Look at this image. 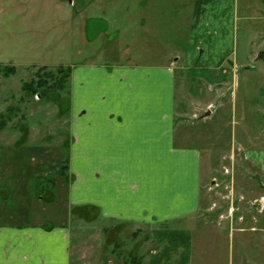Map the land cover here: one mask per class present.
<instances>
[{"label": "rangeland", "instance_id": "1", "mask_svg": "<svg viewBox=\"0 0 264 264\" xmlns=\"http://www.w3.org/2000/svg\"><path fill=\"white\" fill-rule=\"evenodd\" d=\"M195 3L0 0V69L15 68L9 77L0 75V115L6 121L0 129V190L9 194L5 201L0 200L1 223L6 217L14 218L15 223L66 222L71 233V264H147L150 247L145 227L104 221L92 209L69 207V176L54 173L69 156L70 78L68 88L49 97L57 103L44 97L36 100L21 86L41 67L53 71L60 65H150L163 62L168 53L181 57L182 66L192 38ZM236 15L234 49L224 65L225 72L205 71L196 64L193 69L179 70L178 66L174 70L176 110L184 118L178 135L205 151L203 169L206 165L211 168L212 182L206 186L210 198L214 201L231 191L229 208L234 209V219L241 218L242 226L231 225V232L226 223L210 224L207 232H201L203 226H195L192 264H212L207 263L210 258L215 264H230L231 256L232 264H238L237 256L243 254L238 247L263 244L258 232L237 231L248 227L250 217L241 203L252 214H262L264 209L252 202L264 195L243 201L244 197L238 196L241 191L233 189L227 177L236 182L251 146L264 143V59L254 57L264 54V0H236ZM206 104L212 109L202 118ZM9 109L13 111L9 113ZM26 130L30 134L27 139L21 136ZM39 159L43 165L38 164ZM224 169L227 176H223ZM34 174L41 177L35 179ZM54 180L57 185L53 187ZM24 182L31 185L25 193ZM252 189L256 192L258 186L253 184ZM48 194L52 202L47 201ZM253 194L258 192L250 196ZM223 204L226 206V201ZM201 247L205 249L200 253ZM212 247L216 251H206ZM261 255L249 253L250 259L259 262Z\"/></svg>", "mask_w": 264, "mask_h": 264}, {"label": "crops", "instance_id": "2", "mask_svg": "<svg viewBox=\"0 0 264 264\" xmlns=\"http://www.w3.org/2000/svg\"><path fill=\"white\" fill-rule=\"evenodd\" d=\"M195 2L192 38L182 66L181 57L168 53L163 62L150 65L69 67V156L63 161L64 174L69 176L67 203L92 209L104 221L145 227L150 247L147 264H192L195 226H203L201 232H207L210 224L226 223L229 230L234 224L242 227L241 220L234 219V210L228 213L230 197L210 198L206 186L211 182V168L203 169L204 150L178 135L184 118L176 110L174 70L178 66L193 69L196 64L205 71L225 72L236 37V0ZM208 108L212 105L206 104L202 118L210 115ZM22 134L26 139L30 135L29 131ZM237 172V185L233 179L230 185L239 188L243 201L264 195V143L251 146ZM26 184L24 193L31 186ZM51 184L54 187L57 182ZM253 184L258 194L251 197L256 193L251 190ZM8 197V191L0 190V200ZM38 198L39 202L44 199ZM46 199L52 202V195ZM241 205L250 217L248 227L237 232H258L263 244L238 247L243 253L237 256L238 264H264V212L252 214L245 203ZM6 218L0 222V264H71L66 222L15 223L14 218ZM254 251L262 253L260 262L250 259ZM207 263L216 262L210 258Z\"/></svg>", "mask_w": 264, "mask_h": 264}, {"label": "trees", "instance_id": "3", "mask_svg": "<svg viewBox=\"0 0 264 264\" xmlns=\"http://www.w3.org/2000/svg\"><path fill=\"white\" fill-rule=\"evenodd\" d=\"M258 58H263L262 53L258 55ZM14 73L15 68L13 66H6L3 69H0V75L4 77H9ZM70 73V68H66L61 65L56 67L53 71L47 69L46 67H41L35 72L33 79L22 84L21 90L28 96L37 97L38 100L41 97H44L50 102L57 103L56 99V101L49 100V97L52 93H55L59 90L63 91L64 89L68 88ZM10 111L13 110L9 109V113ZM5 123L6 121L4 116L0 115V129L3 128ZM65 169L66 165L64 164L60 167L59 173L64 175Z\"/></svg>", "mask_w": 264, "mask_h": 264}, {"label": "built area", "instance_id": "4", "mask_svg": "<svg viewBox=\"0 0 264 264\" xmlns=\"http://www.w3.org/2000/svg\"><path fill=\"white\" fill-rule=\"evenodd\" d=\"M224 171H225L224 172L225 174H229L227 169H225ZM230 193H231V191H230ZM230 193L227 195V197H230ZM252 203H253L252 205H255V206L258 205L260 207V209H264V197H261L259 199H255V201H253ZM233 210L234 209L232 207L229 208V210H228L229 215L232 214ZM240 220H241V218H240Z\"/></svg>", "mask_w": 264, "mask_h": 264}]
</instances>
